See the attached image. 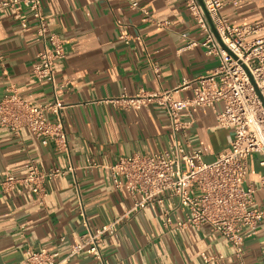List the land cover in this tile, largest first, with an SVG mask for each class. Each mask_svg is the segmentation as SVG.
<instances>
[{
    "label": "crops",
    "instance_id": "obj_1",
    "mask_svg": "<svg viewBox=\"0 0 264 264\" xmlns=\"http://www.w3.org/2000/svg\"><path fill=\"white\" fill-rule=\"evenodd\" d=\"M134 1L149 10L150 19L127 1L44 0L52 32L65 40L67 56L57 66L56 79L66 105L62 116L69 150L42 142L28 129L16 135L0 126V181L26 175L31 159L46 171H74L47 183L45 205L25 188H0V264H29L33 252L54 247L65 257L90 230L119 219L115 234L105 238L106 264H205L203 253L223 257L212 264H240L233 245L211 226L173 230L189 212L176 199L166 194L162 203L131 211L133 197L114 186L112 165L126 156L167 150L174 134L163 109L126 110L107 100L141 90H171L177 99L189 98L193 89L184 87L185 81L220 66L202 45L189 47L191 40L206 38L189 0ZM21 10L22 19L15 18L13 8L0 12V100L15 89L40 105L54 100L55 92L33 73L43 43L32 14ZM222 13L232 25L259 24L264 30V0H227ZM224 108L223 103L199 108L193 126L179 135L189 151L202 150L208 163L229 146L232 131L217 125ZM182 115L190 121L189 114ZM250 165L249 181L258 184L263 169ZM255 206L264 207V190L257 192ZM244 261L264 264V220L245 240ZM65 264L99 263L84 253Z\"/></svg>",
    "mask_w": 264,
    "mask_h": 264
},
{
    "label": "built area",
    "instance_id": "obj_2",
    "mask_svg": "<svg viewBox=\"0 0 264 264\" xmlns=\"http://www.w3.org/2000/svg\"><path fill=\"white\" fill-rule=\"evenodd\" d=\"M127 1L134 9H141L150 19L147 8L134 0ZM227 0H189L194 18L206 32L203 42L191 40L189 47L202 45L209 56L220 59V66L212 73L186 80L184 87H191L193 95L177 99L174 91L141 90L136 95L124 94L107 102L126 110L143 109L155 105L168 114L174 141L167 150L152 155H132L118 160L110 168L117 190L128 192L134 199L131 211L147 208L163 196L169 195L189 212L179 220L174 231L209 225L226 238L234 247L240 264L244 261L246 238L252 236L264 220V207L255 206L256 194L264 190V30L259 24L232 25L223 15ZM44 0H2L0 12L13 8L15 18L22 19L24 7L37 24V34L43 49L37 54L33 73L40 81L52 84L55 98L40 105L26 101L17 90L11 89L0 100V126L18 135L28 129L44 143L53 142L59 150H69L68 132L63 120L66 105L58 97L57 66L66 58L65 40L52 32L44 13ZM212 21V24L209 20ZM23 30L28 23L22 21ZM184 37L188 38L185 34ZM67 82L62 87L67 86ZM223 103L217 125L232 131L229 146L213 162L204 160L200 149L188 150L179 135L186 133L194 122L193 113L201 107L215 108ZM190 116L185 121L183 113ZM55 116V120L50 118ZM260 156L263 169L258 184L250 182V159ZM74 171L55 168L43 170L31 159L24 176L9 175L0 181V188L12 192L19 187L33 193L45 205L49 191L47 183ZM121 219L90 230L83 240L71 246L63 257L56 247L33 252L29 264H65L78 255L87 253L99 264H106L103 247L107 235L115 234ZM172 223L171 218L166 226ZM88 225V223H86ZM205 264L222 259L220 255L202 254Z\"/></svg>",
    "mask_w": 264,
    "mask_h": 264
},
{
    "label": "rangeland",
    "instance_id": "obj_3",
    "mask_svg": "<svg viewBox=\"0 0 264 264\" xmlns=\"http://www.w3.org/2000/svg\"><path fill=\"white\" fill-rule=\"evenodd\" d=\"M250 162H251V164H253L256 167V169L259 170V168H261V166H260V156L258 154H254L251 157Z\"/></svg>",
    "mask_w": 264,
    "mask_h": 264
},
{
    "label": "water",
    "instance_id": "obj_4",
    "mask_svg": "<svg viewBox=\"0 0 264 264\" xmlns=\"http://www.w3.org/2000/svg\"><path fill=\"white\" fill-rule=\"evenodd\" d=\"M209 20H210V22H211V24H212V21H211V19H210V16H209Z\"/></svg>",
    "mask_w": 264,
    "mask_h": 264
}]
</instances>
